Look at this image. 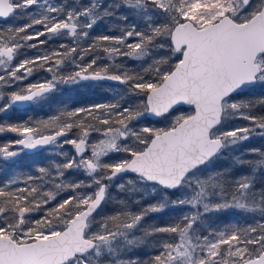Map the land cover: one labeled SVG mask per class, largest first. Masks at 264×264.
Segmentation results:
<instances>
[{
	"label": "snow or ice",
	"instance_id": "1",
	"mask_svg": "<svg viewBox=\"0 0 264 264\" xmlns=\"http://www.w3.org/2000/svg\"><path fill=\"white\" fill-rule=\"evenodd\" d=\"M18 12L29 23L0 27V115L40 103L60 86L113 81L125 87L111 101L64 105L46 120L0 122V134L19 137L0 145L5 163L23 150L64 158L37 164L35 175L13 172L0 181V264H105V258L107 264H264V188L257 189L264 147L248 149L254 160L235 158L250 175L228 179L229 169L217 170L225 152L264 137V115H253L264 106V0H0V20L7 23ZM109 17L119 34L91 35ZM65 38L71 44L40 49ZM166 45L173 64L157 51ZM28 48L38 54L21 51ZM124 58L150 63L136 71ZM41 70L50 78L23 84ZM141 96L139 103L130 99ZM183 106L192 111L174 115L167 129L140 126L142 118L179 113ZM236 120L248 124L230 123ZM73 129L76 138H69ZM93 133L97 139L90 140ZM66 144L75 155L59 151ZM14 146L20 151L10 150ZM114 153L124 155L113 159ZM70 171L86 180L69 182ZM126 173L136 179L117 189L158 199L138 211L118 199L106 214L109 189ZM63 192L70 195L57 201ZM166 208L180 215L165 226L144 224ZM229 209L253 214V222L209 223ZM154 237L155 255L146 261L129 255Z\"/></svg>",
	"mask_w": 264,
	"mask_h": 264
},
{
	"label": "trees",
	"instance_id": "2",
	"mask_svg": "<svg viewBox=\"0 0 264 264\" xmlns=\"http://www.w3.org/2000/svg\"><path fill=\"white\" fill-rule=\"evenodd\" d=\"M83 1L84 0H82L81 2L83 3ZM28 11L31 12L32 10L29 9ZM120 12L121 11H118L117 15H120ZM10 20H13L14 23L10 24L9 23ZM136 22L141 27L139 23L140 20H136ZM27 23H29L28 15L26 13L18 12L14 16H12L9 20H7V23H5V21H0V27H7V26L20 27V26L26 25ZM117 25H118V22L114 18L112 17L105 18L97 22L96 26L92 30L91 35L119 34L118 31H116ZM36 28L39 29L40 26H36ZM110 29L112 31H109ZM33 31L34 29H28L29 34H31ZM39 39L44 40L45 37L42 36ZM28 43H37V41H30ZM60 43L71 44V40L70 38H65L62 40L61 39L52 40V41H49L48 44L40 46V49L42 51H48L49 49L57 48ZM170 50H171L170 47L166 45L162 51H165L164 53L165 56L171 57V59L169 60V63L173 64V62L174 63L176 62V57L172 56V53L170 52ZM21 51L24 52L29 57L35 56L38 54L37 49L28 48V49H22ZM23 58L24 56H19L17 60L14 61L13 63L16 64L18 63L19 60ZM125 60L126 58H124L123 63H125ZM105 62L106 61L104 60L101 61V63H105ZM117 62L120 63L121 61L118 60ZM29 78L30 79L23 81V84L26 85V83L31 82L33 80L42 81L45 79H49L50 74L47 73L46 71L41 70V71L34 72V74L30 76ZM105 82L106 81H102L100 83L104 84ZM74 88L76 89L75 86L71 88H69L68 86H60L56 92L49 95L46 100L41 101L39 104L38 103L32 104L29 107L24 108V109L15 108V107L12 109H9L6 114L0 115V122L18 123V122L29 121V119H31L32 122H36L39 120H46L49 117L56 115L58 109L64 107V105H67L68 99H69V98L67 99V97L71 96ZM13 90L15 89L8 88L5 91L7 93ZM73 94L74 95L71 98L72 108L94 104L90 102L94 101L93 99H96L97 98L96 96L98 95V93L96 92L91 93L89 92V90L85 92V91H82V89L77 90V93L74 92ZM252 98L254 97L250 96V99ZM0 103H3V102H0ZM257 108L264 115V106H258ZM77 131H78L77 129H73V132L69 133V138H75ZM16 136L17 135L15 133H10V132L0 134V145L16 140L15 139ZM17 139H18V136H17ZM256 147H264V137L257 136L256 139L253 140L252 142L247 143L241 148L238 147V149L235 150L233 153H231V155H227L226 157H223L222 160H219L218 162L220 164V167L218 166L217 168L220 170L229 169L231 172V175L228 177V179H232L234 177H238L241 175H248V173L250 172L248 165L237 164L234 160V156H239L243 160L245 159L252 160L253 158H255V156H252V154L248 151V149L256 148ZM14 148H16V146H14L12 149ZM59 151H63L67 153L68 156L75 155V149L70 144L63 145V147L59 149ZM112 158L115 159V156L112 155ZM63 159H64L63 157H56L54 154H51L50 152L45 151V150L39 153H36V154H28L23 150V153L18 158L14 159L15 160L14 163L9 164V163H5L4 161L0 160V181H3L6 175L11 174L13 172H15L16 174L31 173L35 175L36 174L35 167L37 164H48L52 160H55L56 162L59 163ZM221 165L224 167V169H222ZM66 177L69 182L78 181V180H86V177L84 176L82 172L70 171L66 173ZM131 178L134 179V176L124 175L123 179L117 178L116 183L112 185V187L109 189L110 195L113 199L109 200L106 205L102 206L106 214H110L111 210L115 206V200H118V199L127 200L129 204L131 205L132 210H135V211L136 210L138 211L141 207H147L148 205L151 204V202L153 201L151 199H154L151 196L144 198V200H140L142 203L137 205L135 203H132V201L137 200V197L135 194L132 196H129L127 192H123L117 189L116 187L117 184H121V183L127 184V182ZM20 186H23V185H20ZM261 188H264V170L263 169H260L257 172V189H261ZM84 191H87V189H85ZM68 195H70L69 192L61 193L60 195H58L57 201H60L66 198ZM169 195H172V194L169 193ZM57 201H53L47 207L48 208L53 207L57 203ZM166 209H169V208H166ZM240 214H243V215L240 217H232V214H229L226 212L221 213V214L220 213L216 214L214 217H212L213 220L211 219L212 221H215V223L212 224V226L223 228L224 226L234 223V222H239L241 225H244L245 221L243 222V219H246L247 216L249 215H253V214H245L242 212H240ZM43 215H44L43 211L36 212L33 214V218L39 219V218H42ZM179 215L180 214L177 210L170 208L165 214H157V213L155 214L154 213V215H148L147 217H145L144 224L147 226H155V227L165 226L166 224L171 223L172 220ZM97 218L100 219L99 216ZM237 218H240L241 220L239 221L237 220ZM211 220L209 221L210 224L212 223ZM204 234H207V233L205 232ZM135 249H136L135 254H133L132 256L138 257L139 259L145 260V261L148 260L149 257L151 256L152 249H153L154 255L157 252V246L151 244V238L148 241H146L145 244Z\"/></svg>",
	"mask_w": 264,
	"mask_h": 264
},
{
	"label": "rangeland",
	"instance_id": "3",
	"mask_svg": "<svg viewBox=\"0 0 264 264\" xmlns=\"http://www.w3.org/2000/svg\"><path fill=\"white\" fill-rule=\"evenodd\" d=\"M82 1V0H81ZM111 2V0H105V3H110ZM83 3H88V0H84L83 1ZM120 11H123V10H120ZM138 22V21H137ZM136 22V23H137ZM9 23L10 24H12V23H14L13 22V20H10L9 21ZM140 23V25H141V27H143V22L142 21H140L139 22ZM161 55H164V53H165V51H162V50H157ZM170 52H171V50H170ZM155 55V54H154ZM173 56V55H172ZM118 63V62H117ZM125 63L127 64V67L128 68H130V69H134V70H136V71H142L144 68H146V67H148V65H149V63H150V61L149 60H144V61H138V60H133V59H128V58H126V60H125ZM174 63V62H173ZM147 75V74H146ZM146 78H147V76H146ZM30 79V78H29ZM37 81H39V80H33V81H31V82H28V83H34V82H37ZM100 82H102V81H99V82H93V81H87V82H83V86H75L76 87V89L74 88V90H73V93L75 92V93H77V90H79V89H82V91H88L89 90V92H91V93H93V92H96V93H98V95L96 96L97 98L96 99H93L94 101H92V102H90V103H103V102H108V101H111V100H113V98L115 97V95H116V90H119V91H123L124 90V87L125 86H123V85H117V84H114V83H110V82H105L104 84H102V83H100ZM28 83H26V84H28ZM71 94V96H68L67 97V99H68V103H67V106L69 107V108H72V105H71V98L73 97V95L74 94ZM82 93H84V92H82ZM242 99H250V96H245V97H241ZM66 99V100H67ZM130 99H135V102H137V103H139L141 100H143L144 99V97L143 96H141V97H139V98H130ZM91 100V99H90ZM39 104V103H38ZM192 111V109L191 108H187V107H182L181 109H180V112L179 113H177V112H174L172 115H168V116H166V117H164V118H162V119H160V120H158V121H156V122H153V121H151L149 118H142V121H141V123H140V126H151V127H154V128H164V129H167V128H169L170 126H171V123H172V119H173V116L174 115H178V114H180V113H183V114H188L189 112H191ZM256 114H260V115H263V113L262 112H260V110L258 109V108H256V110L253 112V115H256ZM231 124H238V125H247L248 124V122L247 121H244V120H236V121H232V122H230ZM256 137L257 136H255V137H253L251 140H249V141H245V142H243L242 144H240V145H238L236 148H234L232 151H230V152H225V154H224V156L223 157H226L227 155H231V153H233L235 150H237L238 149V147H243L244 145H246L247 143H249V142H252L253 140H255L256 139ZM19 138V137H18ZM76 138V137H75ZM15 139H17V136L15 137ZM95 139H97V134L96 133H93L92 134V136L90 137V140H95ZM12 150H16V151H20V149H18V148H14V149H12ZM23 153V151H20V155ZM251 153V152H250ZM252 154V156H255V158H253L252 160H254V159H256L257 157H256V155L255 154H253V153H251ZM19 155V156H20ZM113 156H115V159L118 157V156H122V155H124V154H112ZM18 156V157H19ZM18 157H16V158H18ZM236 157H239V156H234V160H235V158ZM15 159V158H14ZM223 159V158H222ZM221 159V160H222ZM245 160H250V159H245ZM220 167V164H219V162L217 161V167ZM222 166V165H221ZM248 168L250 169V167L248 166ZM222 169H224V167L222 166ZM217 170H220V169H218L217 168ZM264 170V169H263ZM247 174V173H246ZM251 174V169H250V172L248 173V175H250ZM136 179V176H134V179L133 178H131L130 180H135ZM117 180V179H116ZM116 180L115 181H113V184L112 185H114L115 183H116ZM135 195H136V197H137V199H139V200H144V198H146V197H149V196H144V194L143 193H135ZM152 198H154V199H151V200H153L152 202H151V204H154V203H156V201H157V199H158V196H151ZM173 199L175 198V196L174 197H172ZM142 203V202H141ZM170 209V208H169ZM169 209H165L164 211H162V212H159V213H157V214H165ZM167 210V211H166ZM133 211H135V210H133ZM137 211V210H136ZM179 212V211H178ZM221 213H224V212H220V214ZM226 213H229V214H232V217H240V216H242L243 214H240V212L238 211V210H236V209H229V210H227L226 211ZM156 214V213H155ZM180 214V213H179ZM216 214H219V213H216ZM216 214H214L212 217H214ZM150 215H154V213H152V214H150ZM155 216H157V215H155ZM252 218H253V215H249V216H247V218L246 219H243V222H244V224H247V223H252L253 222V220H252ZM257 218V217H256ZM98 219V218H97ZM212 220H213V218H211ZM212 220H211V222H212ZM237 220H241L240 218H237ZM151 244L152 245H155V238H151ZM154 249V248H153ZM153 249L151 250V256L152 255H154V253H153ZM135 250L136 249H134L133 250V252L132 253H129V255L130 256H132L133 254H135ZM156 254V253H155ZM105 264H107V258H105Z\"/></svg>",
	"mask_w": 264,
	"mask_h": 264
},
{
	"label": "water",
	"instance_id": "4",
	"mask_svg": "<svg viewBox=\"0 0 264 264\" xmlns=\"http://www.w3.org/2000/svg\"><path fill=\"white\" fill-rule=\"evenodd\" d=\"M11 17H12V16H10V17H8V18H5L6 21L9 20ZM1 21H5V20H1ZM106 82H110V83L117 84V82H113V81H106ZM117 85H119V84H117ZM27 107H29V106H21V107H19V108L24 109V108H27ZM185 107L190 108L189 106H185ZM147 118H149L150 120H151V119H153V120H158L160 117L148 116ZM16 147L20 149V146H16ZM24 151H25L26 153H28V154H36V153H39V152L43 151V149H41V150H36V151H31V150H24ZM124 175H133V176H136L135 174H132V173H126V174H123V176H124ZM118 178H119V177H118ZM102 206H103V205H102Z\"/></svg>",
	"mask_w": 264,
	"mask_h": 264
},
{
	"label": "bare ground",
	"instance_id": "5",
	"mask_svg": "<svg viewBox=\"0 0 264 264\" xmlns=\"http://www.w3.org/2000/svg\"><path fill=\"white\" fill-rule=\"evenodd\" d=\"M183 107H185V106H183ZM166 116H168V115H166ZM165 116V117H166ZM162 118H164V117H160L158 120H160V119H162ZM158 120H153V119H151V121H153V122H156V121H158Z\"/></svg>",
	"mask_w": 264,
	"mask_h": 264
}]
</instances>
